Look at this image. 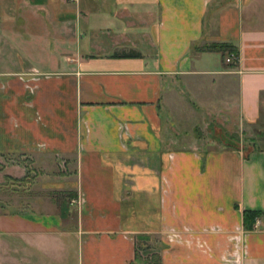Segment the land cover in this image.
Masks as SVG:
<instances>
[{
  "label": "crops",
  "instance_id": "obj_1",
  "mask_svg": "<svg viewBox=\"0 0 264 264\" xmlns=\"http://www.w3.org/2000/svg\"><path fill=\"white\" fill-rule=\"evenodd\" d=\"M263 132L264 0H0V158L57 209L0 196V236L50 264H264Z\"/></svg>",
  "mask_w": 264,
  "mask_h": 264
},
{
  "label": "rangeland",
  "instance_id": "obj_2",
  "mask_svg": "<svg viewBox=\"0 0 264 264\" xmlns=\"http://www.w3.org/2000/svg\"><path fill=\"white\" fill-rule=\"evenodd\" d=\"M22 59V52L18 51V53H16L6 50L2 55V70L22 69L23 67L20 65V62H23ZM200 120L201 118L199 121ZM198 125L196 129L197 134L212 136L215 137V140L218 139L220 143L222 142L221 136L223 132L221 130L215 129L210 133V131L205 128L204 123L202 124L200 121ZM258 138H260V140H258L257 149H264V132L261 133ZM248 140L249 136L246 135L242 139L236 137V139L233 140V144L242 149L244 146L250 145V141ZM249 150L251 149L247 148L245 152ZM20 161L21 159L19 156L0 158V196L2 198V212L13 213L28 210L33 213H45L56 211L57 209L54 205L46 204L41 198L37 197L41 189L39 186H29L28 194L34 192L33 194L35 197L31 199L30 202H26L25 198L27 191L25 176L17 177V173L11 171L12 164L19 163ZM15 188L18 189L17 192ZM47 243L48 241L43 239H39V241L35 243V241H26L17 236H0V264H50V258L54 257L47 250ZM32 244L36 246L33 247Z\"/></svg>",
  "mask_w": 264,
  "mask_h": 264
},
{
  "label": "trees",
  "instance_id": "obj_3",
  "mask_svg": "<svg viewBox=\"0 0 264 264\" xmlns=\"http://www.w3.org/2000/svg\"><path fill=\"white\" fill-rule=\"evenodd\" d=\"M203 50L220 51L222 53L223 58L233 56L235 58V61H234L235 63L238 57L236 48L232 44H229V43L211 44L208 46H204ZM114 56L130 58V57H139V54L137 52L132 51L128 53L116 54ZM230 65L234 66V63H230ZM260 215H261V212L259 211H250V210L243 211V227L247 230H252L256 219L260 217ZM134 263L135 264H160L159 258H157L156 256H152L150 259L143 258L138 249H136L134 253Z\"/></svg>",
  "mask_w": 264,
  "mask_h": 264
},
{
  "label": "built area",
  "instance_id": "obj_4",
  "mask_svg": "<svg viewBox=\"0 0 264 264\" xmlns=\"http://www.w3.org/2000/svg\"><path fill=\"white\" fill-rule=\"evenodd\" d=\"M64 1H73V0H64ZM234 61H235V58L233 56H230V57L226 58V62L227 63H233ZM258 223H259V221L256 220L254 226L258 225Z\"/></svg>",
  "mask_w": 264,
  "mask_h": 264
}]
</instances>
